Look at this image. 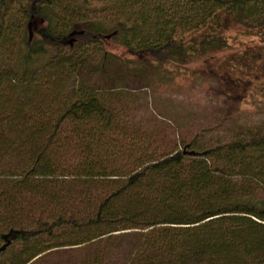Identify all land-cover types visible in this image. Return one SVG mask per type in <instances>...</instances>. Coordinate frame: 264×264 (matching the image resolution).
Returning <instances> with one entry per match:
<instances>
[{
	"label": "trees",
	"instance_id": "1",
	"mask_svg": "<svg viewBox=\"0 0 264 264\" xmlns=\"http://www.w3.org/2000/svg\"><path fill=\"white\" fill-rule=\"evenodd\" d=\"M206 2L190 39L172 33L140 48L123 24L58 30L55 0H0V50L18 31L21 65L0 71V245L9 241L0 264L62 252L75 257L61 264H264V124L212 146L167 135L146 143L114 131L112 103L81 79L114 61L143 63V54L185 61L186 43L215 29L210 21L225 28L229 18L264 38V0H192ZM108 38L123 56L105 49ZM89 44L104 53L94 67L76 52ZM60 47L68 53L48 58L29 95L30 65ZM71 81L79 87L66 97L40 90Z\"/></svg>",
	"mask_w": 264,
	"mask_h": 264
},
{
	"label": "rangeland",
	"instance_id": "2",
	"mask_svg": "<svg viewBox=\"0 0 264 264\" xmlns=\"http://www.w3.org/2000/svg\"><path fill=\"white\" fill-rule=\"evenodd\" d=\"M208 5L192 4V0H55L53 22L58 30H66L72 21H93L106 32H113L123 24L131 43L142 48L172 33L177 36L182 33L183 38L190 39L195 34L192 27ZM220 24L225 28L206 22L205 25L215 29L207 28L206 36L201 34L186 43L185 61H179L181 56L177 60L176 56V60L172 57L159 64L143 54L147 57L143 63L114 61L105 67V76L94 71L81 77L88 89L100 91V97L112 103L113 130L136 135L146 143L148 139L167 135L174 136L180 146L191 140L212 146L237 139L250 128L263 125L264 38L229 18ZM9 33L0 50V71L15 72L21 69L20 33ZM204 39L212 40L211 44L202 45ZM119 41L106 39L105 49L123 56L125 49L118 45ZM48 50L47 56L30 65L29 75L36 74V80L30 86L31 91H27L29 95L39 91L38 82L45 74L48 58L68 53L66 47ZM76 52L86 67H94L104 54L92 44ZM125 57L130 59L126 54ZM72 83L67 82L56 91L53 86L39 88L45 90L42 95L66 97L73 87H79L76 81ZM74 257V253L62 252L40 264H61L73 261Z\"/></svg>",
	"mask_w": 264,
	"mask_h": 264
},
{
	"label": "water",
	"instance_id": "3",
	"mask_svg": "<svg viewBox=\"0 0 264 264\" xmlns=\"http://www.w3.org/2000/svg\"><path fill=\"white\" fill-rule=\"evenodd\" d=\"M30 37H31V34H30ZM9 244V241H7L5 244L3 245H0V251L5 249V247Z\"/></svg>",
	"mask_w": 264,
	"mask_h": 264
},
{
	"label": "flooded vegetation",
	"instance_id": "4",
	"mask_svg": "<svg viewBox=\"0 0 264 264\" xmlns=\"http://www.w3.org/2000/svg\"><path fill=\"white\" fill-rule=\"evenodd\" d=\"M29 27H30V25H29Z\"/></svg>",
	"mask_w": 264,
	"mask_h": 264
}]
</instances>
